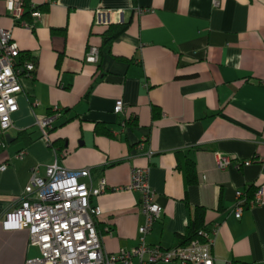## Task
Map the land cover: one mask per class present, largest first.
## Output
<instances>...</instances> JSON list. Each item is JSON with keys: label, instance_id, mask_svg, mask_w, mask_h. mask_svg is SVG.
<instances>
[{"label": "crops", "instance_id": "obj_1", "mask_svg": "<svg viewBox=\"0 0 264 264\" xmlns=\"http://www.w3.org/2000/svg\"><path fill=\"white\" fill-rule=\"evenodd\" d=\"M27 1L41 7L31 28L15 24L0 0V27L11 31L19 58L35 65L0 149V220L18 205L33 168L39 176L52 164L87 169L82 182L106 186L90 198L104 250H129L144 218L139 194L125 187L132 168H148L162 215L145 244L181 245L202 207L207 230L217 227L214 264H264V204L239 219L233 213L236 192L264 184V0ZM137 7L149 11L139 15ZM99 8L123 12L115 25L126 27L111 41L109 27L93 22ZM90 46L99 50L95 64L84 60ZM53 106L61 111L48 144L35 122ZM218 153L232 158L224 170ZM37 255L26 231L0 225V264Z\"/></svg>", "mask_w": 264, "mask_h": 264}, {"label": "built area", "instance_id": "obj_2", "mask_svg": "<svg viewBox=\"0 0 264 264\" xmlns=\"http://www.w3.org/2000/svg\"><path fill=\"white\" fill-rule=\"evenodd\" d=\"M3 2L15 24L32 27L23 17L26 11L24 0ZM213 5L218 6V1L214 0ZM29 7L30 18H39L40 12L35 9L36 6L30 4ZM135 11L141 15L149 9L137 7ZM123 21L122 10L99 8L94 11L93 22L97 26L108 28ZM19 53L11 31L0 27V149L7 146L6 133L12 128L11 117L18 110L16 98L24 93L25 80L34 79V63L29 61L20 64ZM98 57V48L90 46L84 60L95 64ZM37 105V102L32 103L33 107ZM60 111L58 106H53L48 115L36 119L35 126L40 137L48 144L49 133ZM114 112H123L121 104H116ZM121 124L124 126L125 121ZM142 147L143 143L137 146L139 150ZM25 154V150H20L15 158L20 160ZM231 160L226 154H215L218 170H224ZM249 163L246 161L244 165ZM5 169L6 165L0 166V171ZM88 176L87 169L69 171L56 164L47 166L44 176L38 175L37 167L33 168L18 205L6 212L0 220L3 231H26L29 245L37 249L38 255L28 259L25 264H132L134 259L141 264H214L212 246L216 226L208 234L202 233L204 240L195 238L175 247L164 248L144 243V236L153 223L160 219L162 207L154 200L155 194L149 185V170L142 167L131 169L129 183L125 187L139 194L138 210L144 218L138 229L139 243L115 254L106 252L96 228L99 209L90 204V198L99 196L106 190V186L103 179L97 188L87 186L81 179ZM234 201V217L239 219L244 209L264 204V184L256 188L251 198L243 192H236Z\"/></svg>", "mask_w": 264, "mask_h": 264}, {"label": "trees", "instance_id": "obj_3", "mask_svg": "<svg viewBox=\"0 0 264 264\" xmlns=\"http://www.w3.org/2000/svg\"><path fill=\"white\" fill-rule=\"evenodd\" d=\"M25 1V6H26V11L23 15V17L25 18V20H29L30 18V3L27 0ZM35 9H41V7H36ZM126 25L125 24H121V25H114L108 28V31L106 33L107 35V40L111 41L112 39H114V37L118 34H120L124 29H125ZM24 61H26V56H21L19 58V63L23 64ZM153 112L155 113L156 110L153 109ZM156 115V114H155ZM189 176H191L192 173V166L189 165ZM255 189H249L247 191L246 196L248 198H251L254 194ZM205 214H206V210L202 207H197L194 210V214L193 217L190 221V223L188 224L187 228H186V232L185 235L183 236V242L182 244L187 243L188 241L198 238L200 240H204L202 233H207L209 232V230H207L206 224H205ZM204 234V235H205Z\"/></svg>", "mask_w": 264, "mask_h": 264}]
</instances>
